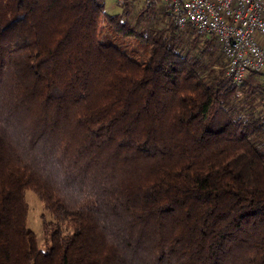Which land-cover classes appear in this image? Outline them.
<instances>
[{"label": "trees", "instance_id": "obj_1", "mask_svg": "<svg viewBox=\"0 0 264 264\" xmlns=\"http://www.w3.org/2000/svg\"><path fill=\"white\" fill-rule=\"evenodd\" d=\"M134 2L0 0V264H264L262 73Z\"/></svg>", "mask_w": 264, "mask_h": 264}, {"label": "built area", "instance_id": "obj_2", "mask_svg": "<svg viewBox=\"0 0 264 264\" xmlns=\"http://www.w3.org/2000/svg\"><path fill=\"white\" fill-rule=\"evenodd\" d=\"M119 6L125 0H116ZM164 4L179 28L190 24L202 36L217 37L228 62L227 74L241 85L262 73L264 87V0H137Z\"/></svg>", "mask_w": 264, "mask_h": 264}, {"label": "rangeland", "instance_id": "obj_3", "mask_svg": "<svg viewBox=\"0 0 264 264\" xmlns=\"http://www.w3.org/2000/svg\"><path fill=\"white\" fill-rule=\"evenodd\" d=\"M157 3L159 7H166L161 2ZM105 4L106 12L108 13H115L121 9L116 0H105ZM143 5L144 4L141 1L135 0L133 4L135 12L139 11ZM102 39L106 42L109 41L119 45L123 50L128 52L140 62H146L148 59L150 48L149 45L131 37H123L115 33L105 24L102 29ZM255 102L259 101L256 100ZM26 199L29 207V215L27 220L28 227L35 232L39 248L43 251H47L51 245V231L47 230L46 223L55 220L54 214L45 207L44 202L33 190L28 189L26 191Z\"/></svg>", "mask_w": 264, "mask_h": 264}]
</instances>
